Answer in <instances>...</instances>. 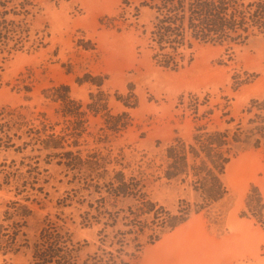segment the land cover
I'll list each match as a JSON object with an SVG mask.
<instances>
[{
	"label": "rangeland",
	"instance_id": "rangeland-1",
	"mask_svg": "<svg viewBox=\"0 0 264 264\" xmlns=\"http://www.w3.org/2000/svg\"><path fill=\"white\" fill-rule=\"evenodd\" d=\"M164 1L0 0V264H32L46 225L66 264H264L243 214L264 148L234 140L264 99V0L224 43ZM211 141L231 157L215 205Z\"/></svg>",
	"mask_w": 264,
	"mask_h": 264
},
{
	"label": "trees",
	"instance_id": "trees-1",
	"mask_svg": "<svg viewBox=\"0 0 264 264\" xmlns=\"http://www.w3.org/2000/svg\"><path fill=\"white\" fill-rule=\"evenodd\" d=\"M179 1L180 6H182L181 8L184 9L183 16L179 18V21H181L184 25L183 28H185L184 30L182 29V32L192 29V35L195 39L224 43L228 38L236 39L235 35L239 38L242 36L243 32H248L250 28L249 25H245L246 22L244 17L241 15L243 13L239 10V8L245 4L243 3L244 0L242 2L241 0ZM230 1L233 3L232 6H230ZM255 3L257 4L258 10L262 5V1ZM164 4L165 8L171 11L173 8L178 7V0H165ZM248 4L252 5L251 2ZM237 12L241 15L240 19L236 18ZM165 21H168V19L160 20L159 22L164 23ZM169 21L174 23L171 18H169ZM160 29L161 32L164 31L167 33L171 30V26L162 24ZM184 32L182 34L183 36ZM161 34L162 36L164 35V33H160V35ZM253 106H251L252 111L254 108V113H257L259 117V120L256 122L257 127L256 125L250 129L249 125H246L245 128L240 127L239 130H241L240 132L244 131L242 134L245 138L240 139V134L235 133L234 140L236 143H239V146L246 145L259 149L264 148V99L256 101ZM223 144H225V142L220 143L219 141H211L209 153L206 154L205 157L208 159L207 162L209 163L210 176L212 178H210L211 181L209 185L205 184L203 185V188L200 187L202 188L200 192L202 193L201 196L204 199L203 201L209 202L210 205H215L220 202L227 193V190L222 184L221 174L224 173L225 165L230 161L231 157L228 156L226 159H222V161H220V151L215 153V150L213 149L214 146L217 145L221 147ZM231 151L232 149H229L228 152L230 153ZM193 152L194 151L191 150L189 153H179L178 155H175V157L187 168V165L189 164V154H195ZM195 156L200 157L201 155L196 153ZM171 177H174V175ZM215 187H218L220 190H215ZM243 214L250 215V217L254 218L256 223L264 229V197L262 191L257 186H253L252 190L247 194L246 209L243 211ZM186 220H188V218H183L179 222H185ZM178 224L174 223L172 226L174 227ZM51 228L52 227L46 225L43 229L42 235H44V237L47 236L48 243L43 241V243L37 247L34 255L35 261L32 264H49L53 261H55L56 264H66L64 261V255H58V257L55 255V253H57L60 249L56 248L55 243L57 244V242L53 243L54 239L51 241V238H53L50 234Z\"/></svg>",
	"mask_w": 264,
	"mask_h": 264
}]
</instances>
